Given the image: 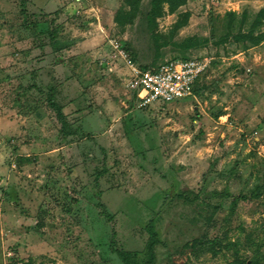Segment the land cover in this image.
<instances>
[{
    "label": "rangeland",
    "instance_id": "rangeland-1",
    "mask_svg": "<svg viewBox=\"0 0 264 264\" xmlns=\"http://www.w3.org/2000/svg\"><path fill=\"white\" fill-rule=\"evenodd\" d=\"M151 2L0 0V264H264V0ZM178 58L193 95L141 106Z\"/></svg>",
    "mask_w": 264,
    "mask_h": 264
},
{
    "label": "built area",
    "instance_id": "built-area-1",
    "mask_svg": "<svg viewBox=\"0 0 264 264\" xmlns=\"http://www.w3.org/2000/svg\"><path fill=\"white\" fill-rule=\"evenodd\" d=\"M207 67V60L179 59L161 64L154 70L134 68L133 86L142 91L141 106L170 104L190 97Z\"/></svg>",
    "mask_w": 264,
    "mask_h": 264
},
{
    "label": "trees",
    "instance_id": "trees-1",
    "mask_svg": "<svg viewBox=\"0 0 264 264\" xmlns=\"http://www.w3.org/2000/svg\"><path fill=\"white\" fill-rule=\"evenodd\" d=\"M187 2H188V0H152L151 8H150V10L148 12V15H147V21H148L150 29L154 30L153 27L156 24L158 17L163 16V14L165 12H169V13L176 12L180 7L186 5ZM165 5H167L166 9H165ZM190 16H191V12L190 11H186L184 14H182L180 20H178L176 22V24H175V26H174V28L172 30V34L177 32L180 28L184 27L188 23ZM119 17L118 16L116 17V21L117 22H120V18ZM263 36L264 35H261L259 37H252V36H244V37L247 38L249 41H251L253 44L258 45V44H260L262 42V37ZM198 43L199 42H198L197 38L189 37V38L185 39L184 42H182L181 46L184 47V48L193 47V46L197 45ZM178 59L187 60V58H178ZM174 60H177V59H174ZM157 67L150 66V70H154ZM194 90H195V88H194ZM193 93H194V91H193ZM53 106L55 108H58L57 104L53 103ZM59 117H60V120L62 122L65 121L64 120V116H63L62 112L60 111V109H59ZM260 189H261V187H257L256 191L252 192V195L250 196V198H255V199L259 198L260 195H261ZM191 195H194V196L190 197ZM178 198L182 199L183 201H185L187 203L194 202V201L199 199V192L195 193L193 191H190L188 193L187 192L186 193H182V194L178 195ZM243 198L246 199V200L248 199V197H245V196H243ZM216 209L217 208H215V211H216ZM210 220H212V218H210ZM205 244L209 245L210 242L202 240V239H195V240H193L191 242H188L185 245V247L194 249V248L198 247L199 245H205ZM155 245H156V233L155 232H151L150 242H149V244L147 246L148 252H149L148 264H154V260H155V256H156L155 255V251H154V246ZM120 255H121V257H122V259L124 261V264H131L129 255L126 252H121ZM230 264H243V262L240 261V260H236V261H234V262H232Z\"/></svg>",
    "mask_w": 264,
    "mask_h": 264
},
{
    "label": "crops",
    "instance_id": "crops-1",
    "mask_svg": "<svg viewBox=\"0 0 264 264\" xmlns=\"http://www.w3.org/2000/svg\"><path fill=\"white\" fill-rule=\"evenodd\" d=\"M117 46V45H116ZM118 47V46H117ZM122 52V51H121ZM123 53H124V51H123ZM124 55H125V53H124ZM187 59H191V58H187ZM194 59H199V58H194ZM174 60V59H173ZM177 60H179V59H177ZM169 61H172V60H169ZM169 61H166V62H169ZM166 62H163V63H160L159 65H161V64H164V63H166ZM140 92H141V94H140V99H141V96H142V91L141 90H139ZM192 96V95H191ZM140 105H141V102H140ZM151 106V105H150ZM145 107H148V106H145Z\"/></svg>",
    "mask_w": 264,
    "mask_h": 264
}]
</instances>
